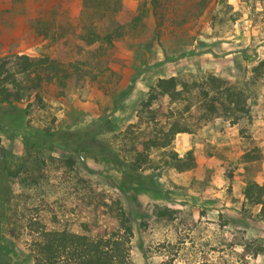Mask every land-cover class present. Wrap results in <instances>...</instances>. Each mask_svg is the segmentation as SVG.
I'll return each instance as SVG.
<instances>
[{
    "label": "rangeland",
    "instance_id": "obj_1",
    "mask_svg": "<svg viewBox=\"0 0 264 264\" xmlns=\"http://www.w3.org/2000/svg\"><path fill=\"white\" fill-rule=\"evenodd\" d=\"M121 3L114 16L85 11L82 0H0V58L45 55L69 73L64 86L43 83L0 105V188L7 189L0 240L14 264H33L42 230L92 235L114 224L121 207L133 230L132 264H264V222L243 196L248 181H264V0ZM122 11L141 18L131 25L132 16H123L124 34L104 54L78 40L83 24L109 27ZM77 61L80 71L66 65ZM208 75L230 88L233 102L222 99L215 117L198 118L204 91L212 95ZM169 76L186 84L176 86L182 98L144 106L156 80ZM125 92L111 115L115 133L130 127L142 136L162 126L165 119L159 114L155 124L149 110L192 116L194 130L177 133L170 147L181 157L189 152L193 166L155 170L166 196L123 192L113 180L119 170L102 157L80 161L71 148L35 145L41 134L91 127ZM101 140L130 159L127 138Z\"/></svg>",
    "mask_w": 264,
    "mask_h": 264
},
{
    "label": "trees",
    "instance_id": "obj_2",
    "mask_svg": "<svg viewBox=\"0 0 264 264\" xmlns=\"http://www.w3.org/2000/svg\"><path fill=\"white\" fill-rule=\"evenodd\" d=\"M82 5L85 11L92 10L102 15L113 13L114 16L120 12L123 6L121 0H82ZM130 15L132 16L130 19L133 21L131 25L141 18L140 15L135 16L130 12H123L119 19L111 21L107 19L110 26L102 28L91 21L83 24L82 31L77 38L84 45L95 44L98 54H104L106 49L124 34V24L121 18ZM192 53L196 52L193 51ZM74 64V62H69L66 65L80 71L79 64L81 62L77 61V67ZM68 76L66 66L49 56L13 53L1 57L0 105L21 99L26 93L39 89L43 83L55 82L59 86H64ZM206 81L209 84L212 83V95L209 96V93L204 91L205 97L209 98L203 99L197 106V109L201 110L198 118L205 119L217 115L218 104L222 102V99L231 98L230 88L221 87L219 77L208 75ZM179 84L181 82L174 76L158 78L155 84L151 86L143 105L148 107L153 100L163 96H166L169 102L181 99L182 91L176 88ZM181 85L185 86L186 84L182 83ZM125 94L126 92L116 93L112 97L113 107L93 121L91 127L41 134L37 137L40 141L35 145L40 146L43 142H49L63 150H70L71 148L80 161L86 157H102L104 162L112 164L119 170L118 176L114 177L113 180L123 192L128 193L134 190L166 196L168 190L159 183L158 174L155 170L168 166L177 170H186L193 166L192 156L189 152L186 153L185 157H181L170 147L177 133L194 130L190 122L192 116L189 113L186 115L181 113L177 117L171 109L166 112H163L161 108L157 111L149 110L150 120H154L155 124L159 123L157 118L160 114L159 120L165 119L163 125L166 124L167 127L162 125L157 128L155 125L151 131L142 136L134 135L133 131H130V127L115 133L112 131L111 115L113 110L119 107V102ZM230 101L233 102L232 98ZM107 133L114 137L121 135V138L128 139L130 147L127 152L131 154L128 161L125 158H119L115 149L111 148L110 143L101 140V136ZM156 150L158 157L155 159L151 153ZM244 156L246 160L252 159L248 155ZM145 170H149V172L145 173ZM6 194L7 189L5 187L0 188V195H2L0 196V208ZM243 196L247 202L259 206L258 219L264 222V181L261 183L248 181L244 186ZM115 220L114 224L97 228L92 235L67 230H42L40 237L32 242L33 264H132L129 253L133 230L123 208L117 207ZM0 264H14L9 251H7L6 243L2 240H0Z\"/></svg>",
    "mask_w": 264,
    "mask_h": 264
}]
</instances>
